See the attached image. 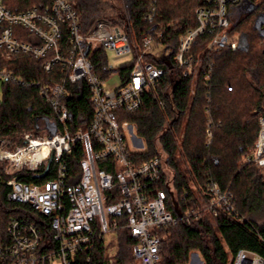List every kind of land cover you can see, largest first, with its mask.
I'll list each match as a JSON object with an SVG mask.
<instances>
[{
    "label": "built area",
    "instance_id": "2783aa9c",
    "mask_svg": "<svg viewBox=\"0 0 264 264\" xmlns=\"http://www.w3.org/2000/svg\"><path fill=\"white\" fill-rule=\"evenodd\" d=\"M124 13L116 18L98 16L83 33L79 16L68 0H51L45 8L12 11L0 0V60L11 61L32 56L41 61V69L51 74L61 70L59 82L25 79L14 75L7 67H0V82L12 81L32 85L40 90L57 114L62 130L41 138L27 135L25 146L12 155L2 149L0 160L11 161L15 172L36 171L46 166L53 156L57 163L55 178L43 183H22L17 177L5 182L10 188L8 199L24 205L29 216L9 221L5 232L0 230V264H77L79 256L94 247L95 240L106 246V235L129 232L133 243L130 259L123 261L111 255L101 264H162L166 249V231L181 223L191 225L203 217L227 216L244 219L237 214L233 194L210 182L199 189V204L182 208L175 196L173 177L167 170L164 155L146 162H138L129 147L127 135L133 124L125 115L138 111L146 93L164 80V69L146 61L147 55L158 60L169 58L184 77L195 72L192 48L204 33L211 36L208 53L230 48L240 49L244 34L231 32L237 14L248 4L262 0H203L197 9V27L188 30L178 46L170 51L161 43L162 33L148 34L142 39V51L135 52L126 28L130 24L129 0L123 2ZM127 9V10H126ZM156 12V0H150L146 20ZM162 49V50H161ZM113 51L118 56L131 55L134 65L129 79L111 88L106 79L96 74L93 56L96 52ZM131 61V62H132ZM199 64H203L199 61ZM214 67L206 61V78ZM108 69L114 67L108 65ZM85 81L91 92L93 118L86 131L71 134L70 117L65 98L67 85ZM231 91V88H228ZM208 134L206 144L213 140V122L209 108L205 110ZM258 132L253 154L248 162L264 169V115L257 120ZM81 143L85 157L80 162L77 182L69 173L64 156ZM46 148V153H44ZM166 189H160V186ZM48 228L46 235L43 228ZM229 264H264V257L256 252L240 249Z\"/></svg>",
    "mask_w": 264,
    "mask_h": 264
},
{
    "label": "trees",
    "instance_id": "16d2710c",
    "mask_svg": "<svg viewBox=\"0 0 264 264\" xmlns=\"http://www.w3.org/2000/svg\"><path fill=\"white\" fill-rule=\"evenodd\" d=\"M77 12L82 32L85 33L101 11L96 0H68ZM12 11H28L35 7L45 8L51 0H4ZM204 5L203 0H156V12L151 21L146 17L150 11V0H129L130 24L126 33L134 51H142L145 35L162 33L161 43L167 51L175 50L180 37L197 27L196 11ZM264 15V0L257 4L254 13L237 14L231 27L232 33L244 32L248 37L246 50L222 49L208 53L211 41L208 33L202 34L194 43L192 56L195 72L184 77L174 67L160 64L152 55L146 56L164 69L161 85L144 96L141 108L127 114L124 120L136 127L139 138L145 141V152L133 154L138 162H146L164 155L167 170L173 177L175 196L184 208L199 199L191 190V180L199 189L216 182L222 189L233 194L237 214L244 219L227 216L209 217L191 225L179 224L168 229L166 249L162 264H189L194 252L201 254L204 264H229L230 255L245 249L264 257V169L247 161L253 154L257 137V120L264 115V39L256 27L257 18ZM262 41V45L258 41ZM96 74L108 79L113 73L121 81L129 79L134 62L108 69L107 55L98 51L92 58ZM202 61L203 64H199ZM206 61L214 67L207 79L204 69ZM0 67H7L14 75L25 79L59 82L61 70L57 67L51 74L41 69V61L32 56H23L11 61L0 60ZM228 88L232 90L229 91ZM3 95L0 101V142L4 151H14L25 146V136H39L48 131L52 136L62 130L57 114L40 90L32 85H19L12 81L2 82ZM65 102L70 117L68 129L71 134L86 131L93 118L91 92L88 84L67 85ZM210 109L213 122V140L208 146V129L205 117ZM49 127L53 128V132ZM85 157L81 143L73 146L72 152L64 156L69 173L77 182L80 162ZM8 160H0V230L5 232L9 221L18 216H29L30 209L8 199L10 188L5 182L17 177L22 183H43L55 178L57 163L52 162L44 179L46 166L36 171L23 169L12 175L4 171ZM160 189H166L161 185ZM49 235L48 228H43ZM133 243L129 232L117 234L115 255L123 261L131 258ZM113 254V255H114ZM111 256L109 247L102 240H95L94 247L79 256L77 264H101Z\"/></svg>",
    "mask_w": 264,
    "mask_h": 264
},
{
    "label": "rangeland",
    "instance_id": "374dc122",
    "mask_svg": "<svg viewBox=\"0 0 264 264\" xmlns=\"http://www.w3.org/2000/svg\"><path fill=\"white\" fill-rule=\"evenodd\" d=\"M96 1L99 3L100 9H101V11L99 12V16H105V17L115 19L116 13H118V14L124 13L125 9H124V5L122 3V0H96ZM123 2L127 8L128 0H124ZM238 34L241 35V34H245V33L240 31L239 33H236V35H238ZM246 34H248V33H246ZM258 44L261 46L262 41L259 40ZM106 55H107V59H108V65H112L114 67V69L115 68L117 69L118 67L126 65L132 61L131 55L118 56L113 51L106 52ZM106 80H107L108 86L111 88H115V87L120 86L121 82H122L120 75L118 73H113ZM2 95H3L2 82H0V101L3 98ZM49 129L51 132H53L52 127H49ZM48 133H49L48 131H43L39 136H35V135H32V136L45 138V137H49ZM127 139H128L129 147L132 151H135V152H145L146 151L147 146L145 144V141L138 137L137 132H136V127L134 125H133V128L128 132ZM1 145H2V143H1ZM15 151H16V149L14 151H11V153L15 152ZM11 164H12L11 161H7L6 165H4L5 166L4 171L9 175L16 173ZM190 185H191V190L193 191L194 195L199 197L200 196L199 190L196 189L198 187L195 185V183H193L192 180L190 182ZM263 222L264 221H261L260 223L263 224ZM105 239H106V243L109 247V251L111 252V255H113L115 250H116V236L113 233H109L106 235ZM231 257L232 256L230 255V260H231ZM55 264H58V263H55ZM189 264H204V260L201 256V254H199L198 252L192 253Z\"/></svg>",
    "mask_w": 264,
    "mask_h": 264
},
{
    "label": "water",
    "instance_id": "95a60500",
    "mask_svg": "<svg viewBox=\"0 0 264 264\" xmlns=\"http://www.w3.org/2000/svg\"><path fill=\"white\" fill-rule=\"evenodd\" d=\"M244 10L249 14L254 13L257 10V6L253 4H248L244 6ZM256 27L259 29L260 35L264 39V15L258 16ZM247 48H248V37L246 34H244L241 39L239 50H246ZM160 64H163L168 68H172V64L169 58L161 60ZM52 162H53V156H51L48 164L46 165L45 171L42 174H37L35 177L38 179H44L49 173Z\"/></svg>",
    "mask_w": 264,
    "mask_h": 264
},
{
    "label": "bare ground",
    "instance_id": "6f19581e",
    "mask_svg": "<svg viewBox=\"0 0 264 264\" xmlns=\"http://www.w3.org/2000/svg\"><path fill=\"white\" fill-rule=\"evenodd\" d=\"M46 148H44V153H46ZM10 155H12L10 152H8V154H6L5 156H10Z\"/></svg>",
    "mask_w": 264,
    "mask_h": 264
},
{
    "label": "flooded vegetation",
    "instance_id": "af4514ba",
    "mask_svg": "<svg viewBox=\"0 0 264 264\" xmlns=\"http://www.w3.org/2000/svg\"><path fill=\"white\" fill-rule=\"evenodd\" d=\"M257 6V5H256ZM245 12V10H244V8L242 9V13H244Z\"/></svg>",
    "mask_w": 264,
    "mask_h": 264
}]
</instances>
